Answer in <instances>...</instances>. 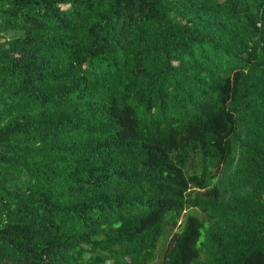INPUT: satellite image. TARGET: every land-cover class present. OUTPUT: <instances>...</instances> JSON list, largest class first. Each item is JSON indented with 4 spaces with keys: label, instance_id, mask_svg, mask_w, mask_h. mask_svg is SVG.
Segmentation results:
<instances>
[{
    "label": "trees",
    "instance_id": "trees-1",
    "mask_svg": "<svg viewBox=\"0 0 264 264\" xmlns=\"http://www.w3.org/2000/svg\"><path fill=\"white\" fill-rule=\"evenodd\" d=\"M171 230L161 264H264V0H0V264Z\"/></svg>",
    "mask_w": 264,
    "mask_h": 264
},
{
    "label": "rangeland",
    "instance_id": "rangeland-1",
    "mask_svg": "<svg viewBox=\"0 0 264 264\" xmlns=\"http://www.w3.org/2000/svg\"><path fill=\"white\" fill-rule=\"evenodd\" d=\"M189 212H198V213L202 214L201 210H199L197 207H188L186 209L184 217ZM173 234H174V231L171 230L162 238L161 243H160V247L158 250V255H157L156 259L154 260V264H161V262H163V260L165 258V255H164L165 251H166L167 247L169 246V244H171Z\"/></svg>",
    "mask_w": 264,
    "mask_h": 264
}]
</instances>
